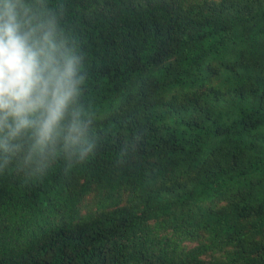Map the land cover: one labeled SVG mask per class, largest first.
Returning a JSON list of instances; mask_svg holds the SVG:
<instances>
[{"label": "trees", "instance_id": "1", "mask_svg": "<svg viewBox=\"0 0 264 264\" xmlns=\"http://www.w3.org/2000/svg\"><path fill=\"white\" fill-rule=\"evenodd\" d=\"M24 2L83 56L95 148L0 172V264H264V0Z\"/></svg>", "mask_w": 264, "mask_h": 264}, {"label": "clouds", "instance_id": "2", "mask_svg": "<svg viewBox=\"0 0 264 264\" xmlns=\"http://www.w3.org/2000/svg\"><path fill=\"white\" fill-rule=\"evenodd\" d=\"M82 65L54 17L41 22L24 0H0V172L17 162L43 172L58 158L67 171L93 152Z\"/></svg>", "mask_w": 264, "mask_h": 264}, {"label": "rangeland", "instance_id": "3", "mask_svg": "<svg viewBox=\"0 0 264 264\" xmlns=\"http://www.w3.org/2000/svg\"><path fill=\"white\" fill-rule=\"evenodd\" d=\"M184 6H187V7H188V6H190V5H189V3L185 2V3H184Z\"/></svg>", "mask_w": 264, "mask_h": 264}]
</instances>
